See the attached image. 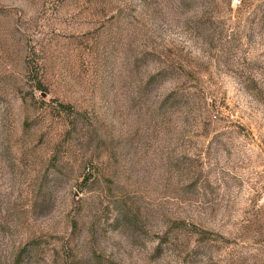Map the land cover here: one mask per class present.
<instances>
[{
  "label": "rangeland",
  "instance_id": "374dc122",
  "mask_svg": "<svg viewBox=\"0 0 264 264\" xmlns=\"http://www.w3.org/2000/svg\"><path fill=\"white\" fill-rule=\"evenodd\" d=\"M22 249L264 264V0H0V264Z\"/></svg>",
  "mask_w": 264,
  "mask_h": 264
},
{
  "label": "trees",
  "instance_id": "16d2710c",
  "mask_svg": "<svg viewBox=\"0 0 264 264\" xmlns=\"http://www.w3.org/2000/svg\"><path fill=\"white\" fill-rule=\"evenodd\" d=\"M199 232H200L201 237L207 238L208 233H206V231H199ZM31 258H33V256L27 250L22 249L16 255L14 264H25L26 260H30Z\"/></svg>",
  "mask_w": 264,
  "mask_h": 264
},
{
  "label": "built area",
  "instance_id": "2783aa9c",
  "mask_svg": "<svg viewBox=\"0 0 264 264\" xmlns=\"http://www.w3.org/2000/svg\"><path fill=\"white\" fill-rule=\"evenodd\" d=\"M232 1L238 2L237 0H232Z\"/></svg>",
  "mask_w": 264,
  "mask_h": 264
}]
</instances>
